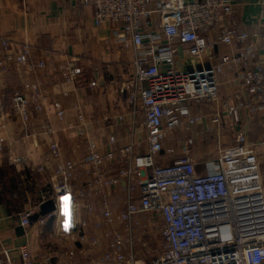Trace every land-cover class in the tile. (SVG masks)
I'll return each mask as SVG.
<instances>
[{
  "label": "built area",
  "instance_id": "obj_1",
  "mask_svg": "<svg viewBox=\"0 0 264 264\" xmlns=\"http://www.w3.org/2000/svg\"><path fill=\"white\" fill-rule=\"evenodd\" d=\"M236 2L81 0L84 7L93 9L94 23L111 25L115 44L131 53L132 72L125 84L127 103L133 113L143 115L147 150L145 154L137 153L135 145H119L111 136L109 151H99L91 141L85 159L75 162L63 161L59 144H50V159L57 162L53 192L36 190L31 173L29 178L25 176L28 194L37 193L39 203L18 216L20 227L30 230L32 216L49 200L57 203L55 212L39 223L44 224L54 214L58 217V203L75 196L71 183L77 171L92 168L95 193L122 184L127 194L122 213L114 215L108 208L103 212L104 224L119 223L124 232L105 234L108 248L102 264H264V184L257 144L249 143L246 131L237 132L236 144H221L218 159L204 172H199V162L191 151L194 139L183 143L179 159L172 160L175 150L167 146L178 130L190 131L202 123V116L191 115V107L218 100V77L227 67L234 69L236 81L253 96L247 102H227L224 107L228 116L235 124L240 123L245 111L264 117V62L260 60L264 22L251 32H238L233 25ZM222 46L230 47L231 53L218 55L216 51ZM0 47L5 51L10 48L9 39L1 33ZM214 58L219 62L214 64ZM14 59L32 70L46 67L45 63H28L27 50ZM191 59H197L195 66H189ZM181 63L186 68H180ZM4 68L1 59L0 73ZM59 69L67 83L74 82L81 72L74 61ZM33 91L31 99L21 95L13 99L14 110L24 122L31 118V106L42 112L47 102L36 87ZM54 108L58 118L63 119L62 105L54 103ZM83 118L80 114L81 124ZM213 123L221 125L222 121L217 116ZM164 159L170 163L162 164ZM113 161L125 162L126 166L110 173L106 166ZM36 171L42 172L44 167ZM143 219L150 223L146 231L149 240L160 236L148 259L134 253V231L143 226ZM76 228L81 241L88 240L93 247L99 245L97 238L86 239L84 221ZM18 251L17 263L0 237V264H36L27 246ZM46 262L49 264V259Z\"/></svg>",
  "mask_w": 264,
  "mask_h": 264
},
{
  "label": "crops",
  "instance_id": "obj_2",
  "mask_svg": "<svg viewBox=\"0 0 264 264\" xmlns=\"http://www.w3.org/2000/svg\"><path fill=\"white\" fill-rule=\"evenodd\" d=\"M93 18V9L84 7L81 0H0V33L10 42L7 51L0 47V60L5 61L0 73V167H13L22 183L26 171L33 177L36 170L44 167L45 190L53 192L57 162L50 159L49 146L55 142L60 146L63 161L84 160L91 141L97 144L99 151H109L111 136L116 137L119 145L131 143L137 153H146L143 115L133 113L127 103L125 84L132 72L131 53L115 44L111 25L97 26ZM260 22H264V0H237L233 25L238 32H251ZM24 50L29 52L28 63H45L46 67L32 70L16 62L14 57ZM260 50V60L264 62V45ZM231 51L230 47L222 46L216 53L226 55ZM71 61L81 72L74 82L67 83L59 68ZM218 62L214 58L213 63ZM196 63L197 59L188 62L189 66ZM179 67L186 68L182 63ZM218 78V100L191 107V115L202 116V123L190 131L178 130L167 142V146L175 150L172 160L181 157L183 143L192 138L195 145L191 151L199 162V172H204L219 157L218 149L211 147L234 146L236 133L244 130L249 143L257 144L264 182V117L245 111L241 113L240 123L235 124L224 105L247 102L253 96L236 81L232 67H227ZM35 87L47 102L42 112L34 111L31 106V118L24 122L14 110L13 99L17 95L31 99ZM54 103L64 108L63 119L58 118ZM80 114L84 115L82 124ZM217 116L221 125L213 123ZM15 159L20 163H11ZM161 163L170 161L164 159ZM125 166V162L113 161L106 170L111 173ZM92 174V168L79 169L71 183L75 196L71 201L58 203V217L54 214L44 224L36 221L23 234L17 231L19 215H10L7 206L0 202V237L17 263L18 249L27 246L36 264H46L47 259L49 264H102L108 248L105 234L113 230L124 232V226L119 223L104 224L103 212L108 208L114 215L122 213L127 194L122 184L95 193ZM35 198L38 199L37 193ZM35 204L29 199L24 212ZM82 221L86 223L83 234L86 239L97 238V247L78 238L76 224ZM148 224L143 219V226L134 231V253L138 258L148 259L155 250L153 240H149L146 233ZM60 238L64 239V245L57 242Z\"/></svg>",
  "mask_w": 264,
  "mask_h": 264
},
{
  "label": "trees",
  "instance_id": "obj_3",
  "mask_svg": "<svg viewBox=\"0 0 264 264\" xmlns=\"http://www.w3.org/2000/svg\"><path fill=\"white\" fill-rule=\"evenodd\" d=\"M25 175L28 178L30 177V173L27 171ZM23 184H25V180H23V183L19 180V176L13 167L9 165L0 167V202L7 206L10 215L17 214L18 216L24 213V208L29 199L27 190L22 188ZM37 202L39 203V198L35 201V205H37ZM49 215L40 217L37 222ZM37 222L31 221L32 226Z\"/></svg>",
  "mask_w": 264,
  "mask_h": 264
},
{
  "label": "rangeland",
  "instance_id": "obj_4",
  "mask_svg": "<svg viewBox=\"0 0 264 264\" xmlns=\"http://www.w3.org/2000/svg\"><path fill=\"white\" fill-rule=\"evenodd\" d=\"M215 146H212L211 148L212 149H217L218 147H216V148H214ZM203 151V150H202ZM201 154V153H200ZM15 160H17V159H15ZM260 171H261V168H260ZM111 172H115V171H111ZM45 171H40V172H35V173H33V179H34V184H35V186H37V187H35V189L36 190H40V189H45L46 187H45V180H46V177H45ZM261 176H262V172H261ZM43 180V181H42ZM264 183V182H263ZM26 186H27V184H23L22 185V188L23 189H26ZM27 190V189H26ZM30 194H28V198L29 199H31L32 200V203L33 202H35L36 201V193H34V192H29ZM158 236V235H157ZM48 238V240L50 241V239L51 238H49V237H47ZM158 240H160V236H158L157 237V240H155V241H153V247H154V249H156V245H155V242H158ZM57 242H59V243H62V245H64V239L63 238H60V239H58L57 240ZM68 244V243H67ZM66 246H68V245H66L65 244V248H67ZM150 247H152V245L150 246ZM65 250V249H64ZM155 251V250H154Z\"/></svg>",
  "mask_w": 264,
  "mask_h": 264
},
{
  "label": "water",
  "instance_id": "obj_5",
  "mask_svg": "<svg viewBox=\"0 0 264 264\" xmlns=\"http://www.w3.org/2000/svg\"><path fill=\"white\" fill-rule=\"evenodd\" d=\"M55 209H56L55 202L53 200H49L40 206L39 212L32 216L31 221L36 222L40 217H45L53 213ZM17 231H19L20 234H23L25 230L22 227H18Z\"/></svg>",
  "mask_w": 264,
  "mask_h": 264
}]
</instances>
